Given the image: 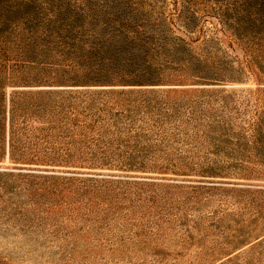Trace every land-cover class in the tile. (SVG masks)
Segmentation results:
<instances>
[{
  "label": "rangeland",
  "instance_id": "rangeland-1",
  "mask_svg": "<svg viewBox=\"0 0 264 264\" xmlns=\"http://www.w3.org/2000/svg\"><path fill=\"white\" fill-rule=\"evenodd\" d=\"M84 1L85 19L94 28L98 25L96 32L104 34L103 28L112 26L110 15L128 18L134 24L143 22L137 29L143 38L146 30L155 28V43L166 44L164 50L175 55V61L192 60L194 70L188 76L177 78L172 72L174 77L172 74L156 83L161 85L142 87L197 88L191 95L199 105L198 121L184 124L186 116L181 122L178 119L175 126L181 125V134L170 128L174 143L167 149L171 154L167 169L162 167L167 163L164 152H158V169L148 170L151 172L92 167L88 162L77 167L26 165L9 158L0 162V171L13 173L3 177L6 185H0V264H264V173L261 166L245 161L249 154L258 152L249 148L253 146L250 135L254 120H264V58H260L256 44H250L253 36H259L256 31L264 30L261 0L243 4L247 9L244 23L238 20L237 0L217 5L182 0L181 7L179 0ZM81 3L0 0V48L5 46L3 40L17 36L11 46H6L11 48L27 38L28 33H23L35 27L30 21L36 14L54 11L60 19V13L80 9ZM89 28L83 31L88 34L84 41L97 43L103 38H91L89 33L94 28ZM6 31L14 34L9 38ZM150 43L139 40L137 45L145 52ZM124 45L114 42L105 51L118 58ZM96 51L104 60V49ZM0 58L6 62L4 73L10 76L15 60L20 58L13 52L4 53L3 48ZM88 73L81 68V78L90 81ZM98 80L120 89L140 87L126 86L134 83L119 82L114 77ZM196 80L202 81L192 85ZM102 88L108 87L48 89L82 95ZM18 89L23 88L9 87L7 91ZM185 131H190L194 140L188 141ZM179 154L186 155L185 162L191 164L188 168L173 165L179 164ZM21 168L36 171L34 180H40L42 174L69 172L78 179L97 176L99 180L123 178L139 183L116 184L99 202H93L82 190L77 193L76 187L67 198L55 199L33 190L25 176H18ZM152 196L156 202L141 200Z\"/></svg>",
  "mask_w": 264,
  "mask_h": 264
},
{
  "label": "trees",
  "instance_id": "trees-1",
  "mask_svg": "<svg viewBox=\"0 0 264 264\" xmlns=\"http://www.w3.org/2000/svg\"><path fill=\"white\" fill-rule=\"evenodd\" d=\"M202 1L207 5H217L225 0ZM81 2L85 3L84 0H76V3ZM84 3L80 4V9L69 8L71 13H60V19H57V12L54 11L36 14L30 21L35 27H30L23 33H28L27 38H22L11 48L6 46H11L10 42L13 43L17 36L13 40H3V52H13L20 59L15 60L9 76L4 73L6 62L0 58V162L7 158L26 165L75 166L88 162L92 167L99 165L116 167L122 171L151 172L148 170L158 169V152H164L167 163L162 167L167 169L171 160L167 149L174 143L171 140L172 134H169L170 128L178 129L177 133L181 134V125L175 126L178 119L181 122L186 116L183 119L184 124L198 119L197 98L191 95L197 88L160 90L142 86L161 85L156 83L165 81L164 78L171 77L172 74L174 77L172 72L177 73V78L188 76L190 70H194L192 60L186 58L181 62L175 61V55L172 56L164 50L166 44L155 43L158 35L155 28L146 30L143 38L137 30L143 27V22L134 24L128 18L123 20L110 15L109 22L112 26L103 28L104 34L96 32L98 25L94 28L91 23L87 24L85 18L88 15ZM244 3L250 2L237 0L235 5L238 8V20L242 23L246 21L244 12H247L243 8ZM178 5L183 6L182 0H179ZM260 6L264 8V0H261ZM78 11L82 12L81 15ZM43 23L52 26L48 27ZM89 26L94 28L89 33L91 38L103 36L97 43L84 41L88 34L83 31ZM170 26L175 32V25L171 23ZM256 32L259 36H253L255 39L250 40V44L255 43L260 58H264V30ZM6 33L9 38L14 34L8 31ZM180 39L186 42L184 38ZM139 40L151 42L147 44L145 52L137 45ZM114 42L125 43L118 58L105 51ZM96 48L104 49V60L99 58L100 51H96ZM86 52L91 53L87 55ZM23 57L27 59L23 60ZM84 57L91 60L85 61ZM81 68L89 71L87 75L91 76L90 81L81 78ZM111 77L119 82L134 83L126 86L140 87L120 89L111 87L117 85L103 84L107 83L106 80H98ZM199 81L202 80H196L192 85L200 84ZM71 86L108 88L82 95L62 89H48H66ZM9 87L23 89L9 93ZM40 87L46 88L43 90ZM254 122L250 135L253 146L249 148L255 147L258 152L255 156L249 154L245 161L261 166V172L264 173V120L261 122L256 118ZM189 134L190 131H185L188 141L194 140ZM196 134L200 136L198 131ZM178 142L185 144L183 140ZM179 155V164L175 162L173 165L188 168L191 164L185 162L186 155ZM19 171L18 176H25L33 190L41 192L43 196L53 195L55 199L67 198L73 191L72 187H76L77 193L82 190L93 202H99L106 191L116 188V184L123 187L139 183L123 178L118 179L119 181L99 180L97 176L78 179L76 175L70 176L69 172L42 174L44 176H40V180H34L32 178H35L36 171L33 169L21 168ZM9 174L13 173L0 171V185H6L3 177ZM78 182L82 185L78 186ZM155 198L156 196H152L141 200L156 202Z\"/></svg>",
  "mask_w": 264,
  "mask_h": 264
}]
</instances>
